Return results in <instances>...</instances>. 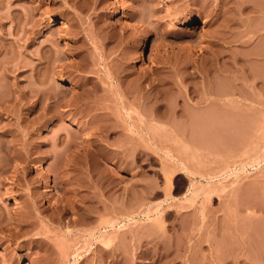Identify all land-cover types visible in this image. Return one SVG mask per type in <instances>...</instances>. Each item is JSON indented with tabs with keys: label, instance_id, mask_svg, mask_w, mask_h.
<instances>
[{
	"label": "rangeland",
	"instance_id": "1",
	"mask_svg": "<svg viewBox=\"0 0 264 264\" xmlns=\"http://www.w3.org/2000/svg\"><path fill=\"white\" fill-rule=\"evenodd\" d=\"M39 263L264 264V0H0V264Z\"/></svg>",
	"mask_w": 264,
	"mask_h": 264
},
{
	"label": "bare ground",
	"instance_id": "2",
	"mask_svg": "<svg viewBox=\"0 0 264 264\" xmlns=\"http://www.w3.org/2000/svg\"><path fill=\"white\" fill-rule=\"evenodd\" d=\"M120 15V12H116V14H115V17H117L118 18V16ZM52 25V21H50V20H47L46 22H44L43 24H42V27H41V30H45V29H47L48 27H50ZM220 84V83H219ZM228 81H227V83H225L224 84V81H222V84H220L221 86H219V85H217V86H219L220 88H219V92H220V94H221V97L223 98V100H227V105L225 106V108L223 109V113H220V112H218V114L220 113V115L222 116V114H224V116H222V117H217L218 115H216V110L217 109H212V107H210L208 110H207V113H206V115L204 114L203 116L202 115H193L194 117V119L191 117V119H193L192 120V122H194V123H196V125L199 127L198 128V130H197V133H195V132H193L195 135L194 136H192V140L194 141V142H201V141H208V140H210V138H211V135H212V132H203V126L205 125V123H207V124H209V125H212V126H214L215 124H217L218 125V119L217 118H225V115H226V112L227 111H231L230 109H231V107H232V99H231V94H230V91H229V87H228ZM218 88V87H217ZM216 89V88H215ZM218 90V89H217ZM44 92V95H45V97H47L48 99H50V98H53L54 99V101H61V96H59V93H57V92H50L48 89H47V91L46 90H44L43 91ZM82 96H80V98H81ZM60 98V99H59ZM85 98V97H84ZM88 98V97H87ZM79 100V99H78ZM83 100V99H82ZM86 100L87 99H85V102H86ZM56 102V103H57ZM70 102V101H69ZM68 102V103H69ZM72 102V101H71ZM83 102H84V100H83ZM67 103V104H68ZM81 103V102H80ZM215 111V112H214ZM213 114H215L214 116H213ZM103 116L105 117V115L103 114H101V117L100 116H98V117H100V118H98V119H101V118H103ZM192 116V115H191ZM229 116H231V115H229ZM217 117V118H216ZM227 117V116H226ZM105 118H108V119H110V120H112L111 119V117L109 118L108 116L107 117H105ZM223 118V119H224ZM231 118V117H230ZM97 119V120H98ZM108 119H102V121H105L106 120V122L108 121ZM115 119H117V118H115ZM226 120H227V118H225ZM224 119V121L226 122V120ZM220 120V119H219ZM113 121H114V119H113ZM222 121V120H221ZM224 121H222V122H224ZM105 122V123H106ZM116 122H117V120H116ZM114 122V125H116L117 123H119V122ZM221 122V123H222ZM116 123V124H115ZM193 124V123H192ZM220 124V123H219ZM222 124H224V123H222ZM98 125V124H97ZM96 125V126H97ZM110 125H112V124H110ZM110 125H108V124H103V122L101 123V124H99V127H97V131H99L100 130V132L101 131H103V132H105L107 129H109V128H107L106 130L103 128V127H112V126H110ZM114 125H113V127H114ZM194 125V124H193ZM195 125V126H196ZM99 129V130H98ZM99 132V133H100ZM100 135V134H99ZM102 135V134H101ZM149 140L151 139V137H149L148 138ZM182 162V161H181ZM180 162V164H181V166L180 167H182L183 166V163H181ZM44 163H46V160L43 158V160H42V162H41V164L40 165H43ZM259 164V163H258ZM185 166L186 165H184L183 166V168H181L182 170L183 169H185ZM179 167V168H180ZM174 172V171H173ZM172 172V173H173ZM198 189V188H197ZM197 189H195V187H194V184L191 182L190 183V188H189V190H188V194L190 195V197H191V195L193 196V194H196L197 193ZM208 192H209V190H208ZM211 192V191H210ZM209 192V193H210ZM188 194H186V195H188ZM208 195V194H207ZM211 195V194H210ZM207 197H209V196H207ZM160 208V207H159ZM151 209V208H150ZM159 210V209H158ZM161 211V210H160ZM135 211H133L130 215L128 214L127 216H125V215H123V214H114V215H112L109 219V221H108V223H109V225L108 226H110V227H112L113 229H114V231H112L113 233L115 232V231H119L118 229H120V228H122V227H124L125 226V224L126 223H123V220H127V219H129L128 221H131L130 219H133V220H136V215H135V213H134ZM159 212V211H158ZM157 212V213H158ZM125 216V217H124ZM76 220V219H75ZM132 220V221H133ZM106 221V222H107ZM138 221V220H137ZM73 222H74V220H73ZM126 222V221H125ZM121 223H123V224H121ZM124 225V226H123ZM112 232H109V234H107L106 232H105V234L103 233V235H101V237L102 238H104V241H103V239L101 240V241H103V242H101V243H103V244H109L110 245V243L109 242H111L112 241V243H113V240L114 239H112ZM107 234V235H106ZM110 234H112L111 236H110ZM231 235V234H230ZM229 236V235H228ZM101 237H99V239L101 238ZM226 238H227V235H226ZM230 238V237H229ZM100 241V240H99ZM227 241H229V240H227ZM111 243V244H112ZM223 243V242H222ZM221 245V244H220ZM225 245V244H224ZM221 249H222V247H221ZM222 253V252H221ZM40 261V260H39ZM42 262L44 261V260H41ZM40 264V263H39ZM41 264H45V263H41Z\"/></svg>",
	"mask_w": 264,
	"mask_h": 264
}]
</instances>
